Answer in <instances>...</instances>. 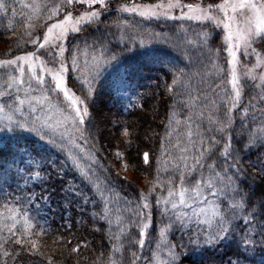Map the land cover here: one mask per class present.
<instances>
[{"label": "snow or ice", "instance_id": "snow-or-ice-1", "mask_svg": "<svg viewBox=\"0 0 264 264\" xmlns=\"http://www.w3.org/2000/svg\"><path fill=\"white\" fill-rule=\"evenodd\" d=\"M113 4H117L114 9ZM15 6L16 0H11V3L0 0V13L6 15L11 9L15 17ZM21 7L29 9V13L20 22L22 27L19 31L11 26L6 29L12 33V38L7 41L8 48L0 53V195L7 198L4 203L7 215L0 211V257L4 258L0 264H8L9 261L16 264L17 260L20 264H39L32 259L38 255L45 258L47 264H54L52 257L46 256L38 243L42 235L48 234L38 220L43 218L45 210H51L50 197L43 192L37 195L29 188L30 181L43 183L44 162L57 174L65 167L79 169L82 178L95 187L101 199H106L96 173L81 168L79 158L68 152L66 143H72L68 129L71 126L73 132L84 137L85 130L80 126L86 124L94 83L106 67L112 66L109 86L117 101L129 92L136 94L133 71L121 67L120 54L111 51L109 42L102 35L97 36L90 46L98 44L101 56L94 58L89 78L80 89L81 96L70 94L66 73L78 69L76 56L71 54L72 49L66 42L72 33L90 30L92 25H96L99 32L105 14L112 11L119 14L118 25L126 19L124 14L138 16L141 22L194 21L202 25L199 33L201 54L209 65L214 66L226 52L227 73L221 68L217 80L209 82L210 77L205 78L208 76L206 66L198 75L201 82L207 84V89H197V94L193 95V77L186 71L187 65L172 63L170 54L163 50L150 49L135 54L141 58L135 71L148 65H158L155 70L167 69L171 73V84L166 85V91L174 97H188L187 101L181 100L174 105L172 110L184 104L192 115H186L184 121L178 118L179 113L175 118L168 117L165 128L168 144L165 145L163 139L160 144L167 157L166 179L161 180L160 160L157 159V175L147 182V191H140L127 200L128 230L122 227L120 233L109 236L111 250L105 248L94 264H126L125 250L131 252V264H139L145 245L152 243L157 231L159 239L155 242V249L167 248L163 264H176L177 245L169 244L166 234L184 232L193 221L197 228L188 235L190 245L218 246L225 240L234 241V258L228 264H246L248 255L254 253L257 246L264 249V0H207L206 3L156 0L154 3L133 4L120 3L119 0H38ZM210 26L223 29L224 43L215 50L210 46L212 38L209 34L213 30ZM180 27L183 29L182 24ZM146 35L149 39L172 42L163 32ZM175 46L181 47L179 44ZM74 47L78 50L79 44ZM66 52L69 55H65ZM252 56L256 57V63L251 66L244 63L243 71H239L241 58L250 60ZM187 59L191 63V57ZM248 81L256 91L242 108L244 120L248 123L241 122L240 138L234 141V117L242 105ZM100 83L103 84V80ZM221 90L224 93L222 97L219 96ZM61 93L70 108L62 107ZM193 116L200 122L195 130L192 128ZM205 119L208 127L201 131ZM181 124L186 128L184 133L180 132ZM61 128L63 132L59 131ZM122 136L130 145L132 133L127 127L122 130ZM194 136L199 139L195 140ZM173 151L179 155H174ZM50 153H63L64 159L58 163L59 158L51 159ZM244 154L256 155V162L249 163L257 170L258 176H252L249 183H245L249 174L241 166ZM116 156L121 157V153L117 152ZM141 159L144 165L152 167L150 153L144 152ZM20 181H23L22 185ZM157 188L162 193L166 190L167 194L156 195ZM65 191L71 197L62 208L68 229L73 227L71 210L75 207L81 214L76 223L83 220L98 225L94 230L99 231L102 227L100 221L107 219V212L88 213L89 196L73 186ZM93 207L98 208V205ZM21 212L22 230L17 226L21 222ZM32 212L36 215L30 216ZM156 212L159 213V224L155 220ZM88 215H91V220ZM30 220L36 222L35 227ZM132 229L138 231L133 232ZM256 235L260 236L259 241L255 239ZM63 239V234L54 238L57 243ZM69 245L70 240L62 244L63 247ZM179 247L185 245L181 242ZM80 248L81 244L77 243L70 247V252L79 258ZM155 255L154 250L153 258Z\"/></svg>", "mask_w": 264, "mask_h": 264}, {"label": "trees", "instance_id": "trees-1", "mask_svg": "<svg viewBox=\"0 0 264 264\" xmlns=\"http://www.w3.org/2000/svg\"><path fill=\"white\" fill-rule=\"evenodd\" d=\"M142 1L152 2L153 0ZM191 1L193 0H186V2ZM6 2L11 3V0H6ZM15 7V17L12 16L11 9H9L6 15L0 13V42L6 48L9 46L7 41H10L12 38V33L6 31V29L11 26L19 31L22 27L20 22L29 12L24 8L22 9L21 4L17 0ZM22 12L23 16L21 15ZM118 15L114 11L105 14V18L99 25V32L96 31L97 26L92 27L90 30L78 32L76 35L70 36L67 42L68 48L72 49L71 54L85 51L91 57L99 59L101 56L99 45H90H92L95 37L102 35L109 42L108 47L111 51L120 54L121 67H128L130 71H133L134 90L136 94L129 92L122 96L119 101L114 98L116 94L109 86L112 80L111 65L104 69L101 77L94 83L91 98L88 102V119L84 128L81 127L85 130L84 137L81 138L79 136L78 138L80 143H83V145L85 143L88 146L91 158H83L77 155L76 148L66 143L68 152L74 158H79L81 168L96 173V177H98V182L106 199H101L100 193L95 190L92 184L87 183L82 178L80 170L75 167H65L62 172L57 174L47 162H44L46 170L41 173L43 183L40 180L29 182V188L37 195L43 192L50 197L49 208L51 210H45L43 218L38 220L47 229L48 234L42 235L38 243L41 251L46 256L52 257L54 264H94V261L105 252V248L109 251L111 250L112 242L109 241L108 237L120 233L122 227L125 228V231L128 230L126 228L127 217L129 215L126 209L127 200L134 197L140 191H147L145 187L147 182L155 179L157 175V159L160 160L161 180L166 179L168 175L164 171L167 157L160 147L162 139L165 145L168 144V137L165 135L168 117L173 116L175 118L177 113H179L178 118L184 121L186 115H192L184 104H179V107L172 110L174 105L181 100L187 101L188 97L187 95L184 97H174L173 94L166 91V85L171 84V73L167 72V69L163 71L155 70L159 67L158 65H148L139 71H135L139 67V61L141 59L135 54L150 49L163 50L170 54L172 63L187 65L186 71L193 77L191 81L193 95L197 94V89H207V84L202 83L201 77L198 75V73L205 70L206 66L208 76L205 78L208 79L210 77L209 82L217 80V77L221 75L219 69H224V73H226L225 61L219 59L214 66L209 65L207 58L201 54L200 27L187 23L182 29L179 23L141 22L140 19L127 15H124L126 19L118 25ZM118 26L126 28L123 40L116 38L115 29ZM149 32H163L172 42L164 43L162 39H149L146 35ZM209 35L212 38L210 46L215 50L219 46L218 32L212 30ZM189 40L192 41L191 44L187 43ZM76 44H79L78 50L74 47ZM177 44L181 45V47H176L175 45ZM123 49H127V51H122ZM5 50L3 49V52ZM105 55H110V53H105ZM188 56L191 57V63L187 59ZM69 72V78L74 86V90L81 96L80 89L83 86V82L89 78L87 77L89 73L86 74L85 78L78 71ZM100 80H103V84L100 83ZM248 91H245L246 94L244 95L242 105L235 113L236 132L233 133L234 141L240 138L241 122L248 123V121L244 120L245 113L242 110L243 106L249 103V98L253 94H247L249 93ZM223 95L224 93L221 90L219 96L222 97ZM110 112H113L119 120L116 125H112L110 121ZM207 115L208 113L206 112L205 116ZM248 115L250 117L251 113ZM193 121L192 128L195 130L197 124L200 122L196 120L195 116H193ZM125 127L132 133L130 145L122 136V130ZM173 127L175 128L176 126L173 125ZM207 127L208 123L207 119H205L201 131ZM185 131V126L181 124L180 132L184 133ZM29 139H34V137H29ZM83 139H85V142H83ZM175 139L174 136L173 142H175ZM194 139L198 140L199 138L194 136ZM113 146H118L122 149L123 159L127 162L128 167L132 169L133 174L139 175L143 180L142 185L137 186L132 181L123 179L118 175L114 167L115 160L111 154ZM235 146V143H233V147ZM144 152L150 153L151 168L142 162L141 157ZM173 154L179 155L175 151H173ZM49 155L51 159L59 158L58 163L64 159L63 153H50ZM93 160L95 163H93ZM250 161L255 163L256 155L244 154L241 160V166L249 174L245 178V183H249L252 176H258L257 170L250 166ZM220 162H223L222 158ZM49 172H51V176H49ZM20 183L22 185L23 181H20ZM69 186L77 188L81 193L90 197V202L87 205L88 213L93 211L101 213L107 212V219L100 221L102 227L99 231L94 230V227L98 225L94 226L83 220L77 224L76 221L81 219V214L75 207L71 210L73 227L68 229L66 219L64 218L65 213L62 211V208L64 207L65 201L71 198L65 191ZM161 194L166 195V190L162 193L161 189L157 188L156 195ZM6 199V197L0 195V211H4L5 215H7V211L4 208ZM93 205H98V208H94ZM153 205H155L154 200ZM13 207L18 208L19 206L13 205ZM187 211L190 212V210ZM29 215L35 216L36 214L32 212ZM22 216L23 213L21 212V222L17 225L21 230L23 228ZM88 219H92L91 215H88ZM155 220L159 224L160 217L158 212L155 213ZM30 222L35 227L36 222L31 220ZM256 223H259V221ZM203 227L207 228L208 226L203 225ZM196 228L197 225L193 221L184 232L171 231L166 234L168 243L177 245L176 264H228V261L234 258L232 253L235 251V243L231 239L225 240L218 246L202 245L197 247L188 244V235ZM132 231L137 232L138 230L132 229ZM60 234H63L64 239L61 243H57L54 238H58ZM154 236L155 239L152 243L145 245L139 264H163V261L166 260L167 248L155 249V242L159 239L158 231ZM255 239L259 241L260 236L256 235ZM69 240L71 241V245L63 247V242ZM181 242L185 247H179ZM77 243L81 244L79 258H77L76 254L70 252V247L75 246ZM136 249L138 254H140L138 245ZM154 250L156 251V255L153 258ZM119 255L117 254V256ZM124 256L126 258V264H131V252L125 250ZM106 258L105 255V260ZM3 259V257H0V261ZM32 259L38 261L39 264H47V260L39 255ZM8 264H12V262L9 261ZM16 264H20V261L17 260ZM246 264H264V249L257 246L256 251L248 255Z\"/></svg>", "mask_w": 264, "mask_h": 264}, {"label": "rangeland", "instance_id": "rangeland-1", "mask_svg": "<svg viewBox=\"0 0 264 264\" xmlns=\"http://www.w3.org/2000/svg\"><path fill=\"white\" fill-rule=\"evenodd\" d=\"M21 5L22 4H32L33 2H38V0H17ZM120 3H129V4H133V3H149V2H145V1H142V0H119ZM156 1H152V3H154ZM192 3H206L207 0H193L191 1ZM217 2H219V0H217ZM117 6V4H113V9ZM25 10H28L27 8H24ZM115 12V11H114ZM29 13V12H28ZM107 14V13H106ZM124 15H127L129 17H133V15H129V14H124ZM135 18H138L140 19V17L138 16H134ZM141 20V19H140ZM144 21H148V20H144ZM152 21H155V22H163V21H156V20H151V21H148V22H152ZM169 23H179V24H182L183 27H185V25L188 23V24H192V26L196 25L200 28H202V25L200 24H197L196 22L194 21H168ZM42 23V21H41ZM94 28L96 27V25H92L91 28ZM213 28L214 31H217L218 32V40H219V45L223 44L224 43V39H223V29L222 28H215V26H210ZM116 32H115V35H116V38L118 40H123L124 37H125V30L126 28L125 27H120L118 26L116 29ZM77 33H72L70 36H73V35H76ZM69 36V37H70ZM69 39V38H68ZM199 40V39H198ZM68 42V41H67ZM66 42V43H67ZM3 49H7L4 44L2 42H0V53L3 52ZM257 49L258 51H260L259 47L257 46ZM65 55H69V53H65ZM72 55H75L76 56V59H77V71L80 73V75H83L85 78H86V74L89 73V69L91 67V65L95 62L94 61V58L91 57L90 55H88L85 51H81L80 53H77V54H72ZM227 56V53H223V56L220 58V60L222 61H225V64H226V59L225 57ZM2 58V57H0ZM43 59V57H42ZM242 59V63H241V68L239 69V71H243V64L244 63H248L249 66H251V64H254L256 63V57L255 56H252L250 58V60H243ZM50 66V65H49ZM75 72V71H73ZM69 73H66V84H67V87L69 89V92L70 94L74 93L76 96H80L75 90H74V86L72 84V82L70 81V78H69ZM226 73H227V65H226ZM89 77V75L87 76ZM49 80L51 79L50 76L47 77ZM248 84H249V87H247L245 89L246 90H249L247 94L251 95L252 93L254 94L256 90H254L250 85H251V81H248ZM230 88V86H229ZM252 91V92H251ZM252 94V95H253ZM60 100L62 102V107L65 108V109H68L70 108V104L64 100V97H63V93L60 94ZM249 102V101H248ZM256 101H253V103H255ZM247 104V102H246ZM83 107V106H81ZM111 115H109L110 117V121L112 122V125H116L119 120L117 119V117L115 116V114L112 112H110ZM88 116L85 117V120L87 121V118ZM80 127L84 128V125H81ZM60 132H63L64 129L61 128L59 129ZM68 134L72 137V143H68L71 147L73 148H76V152H77V155H80L81 157L83 158H91L90 155H89V148L87 145H83V143H80V141H78L79 139V133H75L72 131V128L71 126H69V129H68ZM144 140V139H143ZM83 142H85V139H83ZM75 145V146H73ZM117 152H120L121 153V157H117L116 156V153ZM111 154L113 156V159L115 160V165L114 167L116 168V171L118 173V175L123 178V179H127L129 181H132L135 185L139 186V185H142L143 183V180L140 178L139 175L137 174H133V171L130 167H128L127 165V162L123 159V152H122V149L118 146H113L112 148V151H111ZM118 161V162H117Z\"/></svg>", "mask_w": 264, "mask_h": 264}]
</instances>
